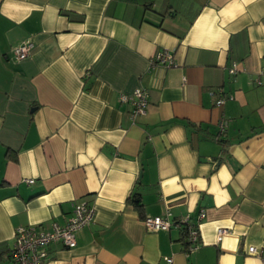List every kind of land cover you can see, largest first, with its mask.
Wrapping results in <instances>:
<instances>
[{
	"label": "crops",
	"instance_id": "crops-1",
	"mask_svg": "<svg viewBox=\"0 0 264 264\" xmlns=\"http://www.w3.org/2000/svg\"><path fill=\"white\" fill-rule=\"evenodd\" d=\"M164 51L175 65L153 67ZM76 202L94 221L46 264H262L264 0H0V264L19 227L64 226ZM202 212L190 256L144 222Z\"/></svg>",
	"mask_w": 264,
	"mask_h": 264
},
{
	"label": "built area",
	"instance_id": "built-area-1",
	"mask_svg": "<svg viewBox=\"0 0 264 264\" xmlns=\"http://www.w3.org/2000/svg\"><path fill=\"white\" fill-rule=\"evenodd\" d=\"M34 49V43L30 40L25 41L14 50V58L22 61L29 58ZM162 64L167 66L175 65L173 52L164 51L158 53L152 60L153 67ZM231 74L237 73V66L233 65L230 70ZM262 84V81H258ZM122 102L132 103L135 107L133 116L144 115L149 105V92L145 88H138L132 96L122 95ZM227 98L220 96L216 103L218 106L224 105ZM227 123L221 122L220 133L226 132ZM35 180L28 179L27 182L32 184ZM205 214L202 212L196 222L192 221L190 216L183 217L179 220H172L170 214L162 216H147L144 220L149 231H170L177 228L181 232L186 233L188 247L186 255L190 256L201 247V221ZM95 218V209L86 202H76L73 204L72 216L64 226L54 223L50 230H44L36 226L19 227L15 232V241L13 248L10 250V257L14 264H46L49 254L47 247L53 243H61L66 248L73 249L77 247V234L83 228L90 226ZM228 233L225 228H220L217 233V242L223 241L224 236ZM250 255L259 256L264 264V250H258L256 247H250L248 250ZM167 263L172 264L173 259L167 258Z\"/></svg>",
	"mask_w": 264,
	"mask_h": 264
},
{
	"label": "trees",
	"instance_id": "trees-1",
	"mask_svg": "<svg viewBox=\"0 0 264 264\" xmlns=\"http://www.w3.org/2000/svg\"><path fill=\"white\" fill-rule=\"evenodd\" d=\"M218 141H221L222 143L224 142L223 140L219 139V137H217ZM130 202L134 205V207L139 210L140 213H142L143 209H144V205H143V201H142V196L139 193H133L130 196ZM183 238L186 241V245L188 247V242L186 240V233L182 232Z\"/></svg>",
	"mask_w": 264,
	"mask_h": 264
}]
</instances>
